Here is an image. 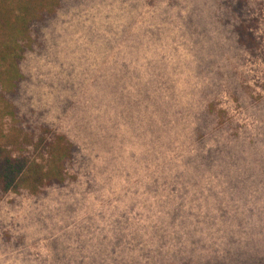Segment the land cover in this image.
Instances as JSON below:
<instances>
[{"label":"rangeland","instance_id":"rangeland-1","mask_svg":"<svg viewBox=\"0 0 264 264\" xmlns=\"http://www.w3.org/2000/svg\"><path fill=\"white\" fill-rule=\"evenodd\" d=\"M44 35L13 101L72 157L0 196V264H264V0H64Z\"/></svg>","mask_w":264,"mask_h":264},{"label":"trees","instance_id":"trees-1","mask_svg":"<svg viewBox=\"0 0 264 264\" xmlns=\"http://www.w3.org/2000/svg\"><path fill=\"white\" fill-rule=\"evenodd\" d=\"M63 4L64 0H0V196L21 189L35 193L66 178L64 167L72 157L73 144L63 135L37 138L23 126L19 105L13 101L26 79L23 64L28 57L43 53L45 29ZM237 31L241 45L255 43L246 26ZM14 123L19 126L18 133L8 138L5 132H10ZM43 149L49 155H44Z\"/></svg>","mask_w":264,"mask_h":264}]
</instances>
